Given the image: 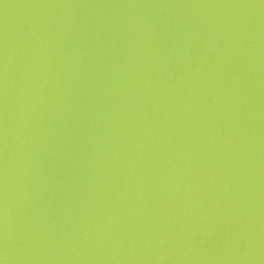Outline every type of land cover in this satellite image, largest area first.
Wrapping results in <instances>:
<instances>
[{"label": "water", "instance_id": "obj_1", "mask_svg": "<svg viewBox=\"0 0 264 264\" xmlns=\"http://www.w3.org/2000/svg\"><path fill=\"white\" fill-rule=\"evenodd\" d=\"M264 264V0H0V259Z\"/></svg>", "mask_w": 264, "mask_h": 264}, {"label": "clouds", "instance_id": "obj_2", "mask_svg": "<svg viewBox=\"0 0 264 264\" xmlns=\"http://www.w3.org/2000/svg\"><path fill=\"white\" fill-rule=\"evenodd\" d=\"M3 261V264H6V258L5 259H0Z\"/></svg>", "mask_w": 264, "mask_h": 264}, {"label": "snow or ice", "instance_id": "obj_3", "mask_svg": "<svg viewBox=\"0 0 264 264\" xmlns=\"http://www.w3.org/2000/svg\"><path fill=\"white\" fill-rule=\"evenodd\" d=\"M0 264H3V261L2 260H0Z\"/></svg>", "mask_w": 264, "mask_h": 264}]
</instances>
